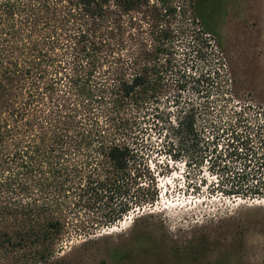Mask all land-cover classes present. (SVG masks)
Wrapping results in <instances>:
<instances>
[{"label": "trees", "instance_id": "1", "mask_svg": "<svg viewBox=\"0 0 264 264\" xmlns=\"http://www.w3.org/2000/svg\"><path fill=\"white\" fill-rule=\"evenodd\" d=\"M213 4L188 2L207 33ZM175 15L171 0H0V260L17 251L21 264H46L79 209L99 212L87 233L156 198L130 191L145 166L117 137L176 69L165 44ZM134 22L151 44H134ZM194 128L190 108L172 130L182 139Z\"/></svg>", "mask_w": 264, "mask_h": 264}, {"label": "rangeland", "instance_id": "2", "mask_svg": "<svg viewBox=\"0 0 264 264\" xmlns=\"http://www.w3.org/2000/svg\"><path fill=\"white\" fill-rule=\"evenodd\" d=\"M171 1L165 44L176 69L135 114L129 135L117 137L136 146L131 164L145 166L130 191L156 198L87 233L99 212L79 209L46 264H264V166L254 169L264 161V0H213V33L189 0ZM134 24V44H151L149 26ZM190 108L194 134L181 139L172 127ZM148 177L155 191H146ZM2 258L21 264L23 253Z\"/></svg>", "mask_w": 264, "mask_h": 264}, {"label": "bare ground", "instance_id": "3", "mask_svg": "<svg viewBox=\"0 0 264 264\" xmlns=\"http://www.w3.org/2000/svg\"><path fill=\"white\" fill-rule=\"evenodd\" d=\"M114 229V228H113Z\"/></svg>", "mask_w": 264, "mask_h": 264}]
</instances>
